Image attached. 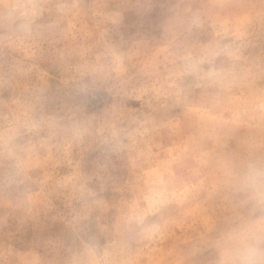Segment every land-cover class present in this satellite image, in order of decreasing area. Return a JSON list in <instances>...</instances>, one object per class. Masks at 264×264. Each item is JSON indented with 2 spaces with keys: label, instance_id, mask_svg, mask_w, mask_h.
Wrapping results in <instances>:
<instances>
[{
  "label": "rangeland",
  "instance_id": "rangeland-1",
  "mask_svg": "<svg viewBox=\"0 0 264 264\" xmlns=\"http://www.w3.org/2000/svg\"><path fill=\"white\" fill-rule=\"evenodd\" d=\"M262 159L264 0H0V264H221Z\"/></svg>",
  "mask_w": 264,
  "mask_h": 264
},
{
  "label": "clouds",
  "instance_id": "clouds-1",
  "mask_svg": "<svg viewBox=\"0 0 264 264\" xmlns=\"http://www.w3.org/2000/svg\"><path fill=\"white\" fill-rule=\"evenodd\" d=\"M242 189L254 209L264 213V159L248 166ZM221 264H264V215L224 248Z\"/></svg>",
  "mask_w": 264,
  "mask_h": 264
}]
</instances>
